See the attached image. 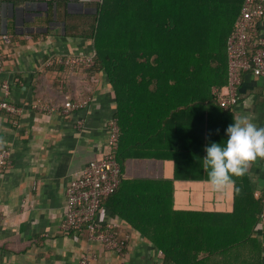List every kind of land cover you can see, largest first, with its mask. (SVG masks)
Returning <instances> with one entry per match:
<instances>
[{
	"label": "crops",
	"instance_id": "obj_1",
	"mask_svg": "<svg viewBox=\"0 0 264 264\" xmlns=\"http://www.w3.org/2000/svg\"><path fill=\"white\" fill-rule=\"evenodd\" d=\"M57 1L59 16L55 0H0V99L7 82L6 100L20 111H0V148L11 151V163L0 172V264H80L86 251L97 255L89 264H264V216L256 196L264 189V158L251 162L247 173L222 191L206 182L202 166L205 147L226 140V128L237 116L246 114L264 126V77L248 72L237 88L238 103L228 109L214 95L226 85L129 83L128 94L119 93L121 124L118 120L114 149L120 185L98 214L103 223L116 225L126 246L117 254L89 240L85 229L61 232L65 188L106 150L107 125L118 109L116 92L99 76L90 84L88 105L62 114L57 104L71 93L79 97L88 85L81 72H60L45 62L55 55L89 53V41L66 36L64 26L67 21L82 30L100 0ZM243 1L197 3L209 9L210 20L228 38ZM258 28L264 38V12ZM4 34L7 43L1 39ZM37 100L53 110L38 111L33 106ZM235 196L241 202L237 214ZM201 217L207 218L206 225ZM146 218L153 219L148 223ZM216 219L227 220L221 224ZM226 232H250V238L224 254H210L209 248L221 243L217 235ZM143 233L158 234L156 241L172 255L177 250L174 258L181 263H164L161 249Z\"/></svg>",
	"mask_w": 264,
	"mask_h": 264
},
{
	"label": "trees",
	"instance_id": "obj_2",
	"mask_svg": "<svg viewBox=\"0 0 264 264\" xmlns=\"http://www.w3.org/2000/svg\"><path fill=\"white\" fill-rule=\"evenodd\" d=\"M55 1L59 16L60 3ZM198 1L100 0L95 4V14L84 23L82 30L78 25H70L66 17L63 18L66 21V36L89 41V53L94 54L93 65L89 68L67 69L54 63L50 69L60 72L65 69L83 74L81 81L87 83L88 89L83 90L79 97H74L71 93L68 97L71 101L90 97V84L98 82L99 76H102L116 92L118 110L114 119L117 124L118 120L121 124L119 93L121 91L127 95L129 91L126 87L129 83L200 82L205 83L208 88H221L228 82L227 35L222 31V26L212 23L208 8L198 7ZM234 28L235 26L232 31ZM64 102L65 100L57 105L62 106ZM241 190L245 191L247 187L241 186ZM254 204L259 207L258 201ZM240 209L241 202L238 196H235L234 213L237 214ZM237 217V224L242 226V218ZM152 219L146 218V221L149 223ZM200 219L201 224L206 225L207 218ZM224 220L227 219H216L221 224ZM255 222L256 217L251 222V228ZM132 225L140 227L137 224ZM235 228L233 230H236ZM113 230L118 233L116 228ZM143 235L161 249L165 255L164 263L168 260L181 263L174 258L178 254L177 250L172 255L156 241L158 234ZM217 236L221 237V243L215 248H209L210 254H224L227 250L246 244L250 232H226Z\"/></svg>",
	"mask_w": 264,
	"mask_h": 264
},
{
	"label": "built area",
	"instance_id": "obj_3",
	"mask_svg": "<svg viewBox=\"0 0 264 264\" xmlns=\"http://www.w3.org/2000/svg\"><path fill=\"white\" fill-rule=\"evenodd\" d=\"M264 12V0H244L240 17L235 28L226 41L228 64V82L224 88L214 92L217 103L223 108L234 107L239 100L237 88L241 84L244 73H251L254 77H264V38L259 35L258 27ZM4 43L8 42L7 35H2ZM94 54H65L48 58L46 66L56 63L67 69L74 67L89 68L94 63ZM3 69V56L0 55V71ZM4 92L0 99V111L10 115H17L19 109L6 99L8 83L2 84ZM89 99L71 101L66 99L61 106V112H70L87 106ZM38 111H51L52 106L37 100L33 105ZM109 142L101 156L82 168L78 177L72 178L65 188L64 213L59 229L63 233H80L87 231L89 240L99 242L106 251L121 254L126 246L125 239L116 233L114 223H103L98 217L102 202L115 193L119 186L120 166L115 158L114 149L119 140V126L116 119L108 122ZM11 163V151L0 148V172ZM262 205L264 216V189L256 192ZM102 213V212H101ZM94 252L86 251L80 256V264H89L96 260Z\"/></svg>",
	"mask_w": 264,
	"mask_h": 264
},
{
	"label": "clouds",
	"instance_id": "obj_4",
	"mask_svg": "<svg viewBox=\"0 0 264 264\" xmlns=\"http://www.w3.org/2000/svg\"><path fill=\"white\" fill-rule=\"evenodd\" d=\"M227 139L205 147L202 166L207 170V183L222 191L244 176L250 163L264 158V126H258L248 115H239L226 128Z\"/></svg>",
	"mask_w": 264,
	"mask_h": 264
},
{
	"label": "rangeland",
	"instance_id": "obj_5",
	"mask_svg": "<svg viewBox=\"0 0 264 264\" xmlns=\"http://www.w3.org/2000/svg\"><path fill=\"white\" fill-rule=\"evenodd\" d=\"M89 18H90V17H89ZM89 18H87V20H86L87 22L89 21V20H88Z\"/></svg>",
	"mask_w": 264,
	"mask_h": 264
}]
</instances>
